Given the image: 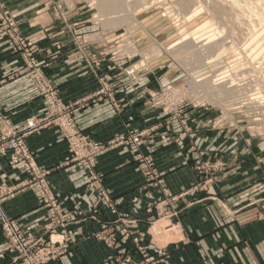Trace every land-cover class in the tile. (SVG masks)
<instances>
[{
    "label": "crops",
    "instance_id": "1",
    "mask_svg": "<svg viewBox=\"0 0 264 264\" xmlns=\"http://www.w3.org/2000/svg\"><path fill=\"white\" fill-rule=\"evenodd\" d=\"M5 1L8 11L21 24V34L33 44L38 43V59L46 63V77L64 103L95 95L99 74L116 77L110 69L111 60L105 58L110 48L105 42L111 41V35L103 34L100 46L95 47L85 40L92 35L82 36L88 29L65 25L54 18L48 9L55 0ZM77 20L71 19L70 24ZM21 66L12 45L0 42V103L15 126L43 114L44 108L43 98L31 78L20 71ZM115 88L113 101L120 103L122 110L116 111L108 101L91 104L77 114V127L94 142L102 143L128 129L154 135L156 143L139 151L155 159L161 186L154 189L152 184L146 185L136 152L117 149L106 154L97 160L94 170L103 178L119 215L102 209L99 219L94 220L98 210L96 191L85 169L69 161L68 143L61 133L48 128L28 137L27 145L37 164L50 170L48 180L63 211L83 214L72 217L69 232H63L74 237L70 252L51 264H109L110 250L97 235L111 230L117 235L119 227L144 232L164 215L165 206L169 212L166 218L175 221L182 238L160 252V264H264L263 148L209 130L184 134L177 122L170 123L160 110L148 105L147 91L157 90L155 82L147 87L140 82H124ZM189 123L193 127L194 123ZM166 138L167 143L163 141ZM200 156L222 161L219 184L205 183L200 178L196 170ZM0 162V184L16 187L26 181L21 167L10 166L6 158ZM3 207L25 231L38 237L46 235L47 208L32 190H19ZM172 212L177 214L172 216ZM121 235L117 239L125 240ZM4 241L0 227V249ZM128 247L134 250L131 242ZM9 262L7 259L0 264Z\"/></svg>",
    "mask_w": 264,
    "mask_h": 264
},
{
    "label": "rangeland",
    "instance_id": "2",
    "mask_svg": "<svg viewBox=\"0 0 264 264\" xmlns=\"http://www.w3.org/2000/svg\"><path fill=\"white\" fill-rule=\"evenodd\" d=\"M187 1L188 4L184 8L180 5L182 0H113L112 4L117 5L116 8L104 10L98 4V0H55L48 10L57 21L65 25L88 29L82 36L92 35L86 37L85 40L95 47L100 46L99 42L103 34L111 35V41L105 42L110 47L105 58L109 57L111 60L110 69L116 73V77L99 74L98 92L107 91L112 98L97 100L95 103L108 101L116 111H121V104L113 101L117 92L116 85L124 82L131 84L140 82L147 87L148 83L155 82L157 90L147 91L148 105L160 110V114H164L170 123L177 122L184 134H191L194 130L192 133L194 135L197 134L196 130L200 132L209 130L224 136H236L239 143L252 144L255 142L264 150V18L259 17L257 13L260 10L264 12V0ZM257 7L260 10L256 9ZM105 11L106 13H103ZM71 19L78 20L70 24ZM2 22L6 23L9 29L7 30L8 38L0 42H9L13 47V52L19 55L22 62L20 71L25 72L28 59H25L24 55L30 54L41 67L44 78L54 89L55 94L53 95L58 97L60 104L68 106L69 112L73 113L76 109L74 106L76 102L64 103L59 97L58 90L46 77V63L38 59V43L33 44L21 34V24L8 11L5 0H0V24ZM200 29L202 31L199 32ZM204 33L208 35H203L200 40L211 36L209 41L199 40V44L189 46L190 42H194ZM17 37L21 39L20 42L17 41ZM212 45L213 49L205 50V47ZM91 104L94 103L91 102L86 108ZM57 105L54 104V106ZM44 109L45 102L43 111ZM191 117L201 122L195 124ZM191 121L194 123L193 127L189 123ZM131 132L142 135V141L137 149L129 147L133 144L134 139L132 138L127 141V148H110L113 140L120 139L122 135L129 136ZM181 137H179L180 140ZM155 141L154 135L145 136L142 132L128 129L124 134L117 135L107 142L95 141V143L99 147L109 145V149L98 156L99 158L117 149L136 152L138 169L146 185L152 184L154 189H158L162 180L155 159L151 154L144 155L139 151L143 146L155 144ZM163 141L169 142L168 138ZM138 156L141 157L138 158ZM149 157L152 159L151 165L148 164ZM70 159L72 160V155L69 152V161L72 162ZM196 160L199 161H196V170L200 178H204L205 183L219 184L218 173L223 168L222 161L213 162V158L205 159L202 156ZM79 166L85 169L88 177V168L83 164ZM96 175L103 183V178L98 172ZM25 182L21 186L13 187V190L16 189L13 196L19 190L30 189ZM47 187L54 194L50 182ZM103 188H106L104 184ZM95 191L98 210L94 212L95 216L92 218L99 219V211L102 209L113 215H119L118 206L113 203L115 206V212H113L99 199V191L96 189ZM162 192L165 194L166 191ZM56 201L60 214L64 217L62 220L57 216L60 218V224L54 226L49 214L51 203L40 200L47 208L48 214L44 225L46 235L39 238H43L46 244L50 240L65 242L71 249L74 237L63 234V232H69L68 227L73 223L72 217H81L83 214L78 211L76 216H72L76 211L71 214L65 213L62 203L59 200ZM112 202H114L113 199ZM166 209V206L163 207L164 215L162 214L152 222L144 232L119 227L117 235L113 230L109 233H99L98 239L103 241L110 250L109 264H120L117 259L123 255V251L131 256V264L139 262V259L140 262H154L155 260L160 264V252L163 253L170 243L158 247L151 228L160 222L169 223L174 229L178 228L175 226V221L171 222L166 218L169 213ZM175 213L177 214V212H172V216ZM118 234H122L125 240L117 239ZM129 242L132 243L134 250L128 247ZM136 255L139 257L136 258Z\"/></svg>",
    "mask_w": 264,
    "mask_h": 264
},
{
    "label": "built area",
    "instance_id": "3",
    "mask_svg": "<svg viewBox=\"0 0 264 264\" xmlns=\"http://www.w3.org/2000/svg\"><path fill=\"white\" fill-rule=\"evenodd\" d=\"M4 22L0 24V41L8 38L7 30L9 27ZM17 41L20 42L21 39L17 37ZM24 56L25 59H28V65H25L24 73L34 82L38 94L45 102V109L43 114L34 115L28 118L23 125L15 126L0 103V159L6 158L10 166L21 167L27 178L25 183L28 184L30 190L40 200L51 203L49 205L51 213L49 212V214L52 225H59L60 218L63 220L62 217L64 216L60 214V208L56 201L58 199L47 187L49 185L47 176H49L50 170H42L37 164L33 152L27 145V139L31 135L40 133L48 128H54L67 141L69 152L72 155V160H70L80 165L83 164L88 168V179L93 188L99 191V199L104 202L105 206L115 212L114 202H112L109 191L103 188V183L98 180V175L94 171L98 156L106 152L109 149V145L107 143L106 145L108 146L101 145L99 147L92 139L81 133L76 122L77 114L91 102L95 103L97 100L111 99L112 96L104 90L98 92L90 98L76 102L74 105L76 107L75 111L70 113L68 106L60 104L58 97L53 95L55 91L44 78L43 71L37 61L30 54H25ZM104 89L107 90L106 87ZM54 104L58 105L54 106ZM141 136L134 132H131L129 136L122 135L120 139L113 140L114 142L110 148H127V141L132 138L134 141L129 147L137 149L141 143L140 141H142ZM140 157L138 156V158ZM151 161L152 159L149 157V165H151ZM1 171L2 164L0 162V173ZM15 190H13V187L0 184V227L5 235V244L0 249V259H2L0 261H5L8 258L10 260L9 264H51L56 262L60 257L67 255L70 252L67 243L50 240L46 244L43 238L25 231L18 222L6 214L3 207L4 203L13 197ZM77 214V211L74 212V215ZM55 234H57L56 231ZM117 260L120 264H131L132 258L129 254H126V251H123V255L119 256ZM138 261H135L137 263L134 264H158V261L155 260L154 262H140V259Z\"/></svg>",
    "mask_w": 264,
    "mask_h": 264
},
{
    "label": "bare ground",
    "instance_id": "4",
    "mask_svg": "<svg viewBox=\"0 0 264 264\" xmlns=\"http://www.w3.org/2000/svg\"><path fill=\"white\" fill-rule=\"evenodd\" d=\"M97 1V0H96ZM113 0H98V4L101 6L102 9L104 10H111V9H115L117 5L115 4H112ZM188 4V1L187 0H182V2L180 3V5L182 7H186V5ZM235 5V3L233 4ZM237 5V4H236ZM217 6V5H216ZM215 7V6H214ZM220 6H218L219 8ZM221 10V8H219ZM258 9V7L256 8ZM220 10H218L220 12ZM260 10V9H258ZM217 11V12H218ZM256 11V10H255ZM222 12V10H221ZM220 12V13H221ZM252 12V11H251ZM103 13H106L103 12ZM257 13L259 14V17L261 18H264V12L262 10L260 11H257ZM242 15V14H241ZM242 20V19H241ZM243 25V24H242ZM199 32L202 31V29L198 30ZM243 32V31H242ZM203 35H208L207 33H204L202 35H200L198 38L195 39V41L193 42H190L189 43V46H193V45H196V44H199V40L201 39V37ZM254 37V36H253ZM211 39V36H208L206 37V39H203V40H210ZM203 40H200V41H203ZM207 41V42H208ZM206 42V44H207ZM188 46V47H189ZM198 48V47H197ZM214 46H208L207 48L205 47V50L206 49H213ZM210 53V51H209ZM214 60V59H213ZM212 61V60H211ZM210 61V62H211ZM48 211V210H47ZM172 225H170L169 223H166V222H160L159 224L153 226L151 228V233L154 237V241L155 243L157 244L158 247H163L165 246L166 244L170 243V242H173V241H177L178 239H181L182 238V232L176 228L174 229L173 227H171ZM169 227V228H167ZM63 261V260H62Z\"/></svg>",
    "mask_w": 264,
    "mask_h": 264
}]
</instances>
